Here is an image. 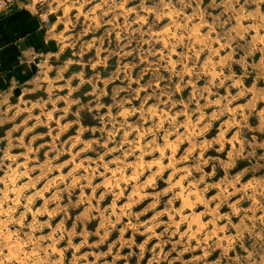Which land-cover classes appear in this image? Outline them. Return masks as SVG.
I'll list each match as a JSON object with an SVG mask.
<instances>
[{
    "label": "clouds",
    "instance_id": "obj_1",
    "mask_svg": "<svg viewBox=\"0 0 264 264\" xmlns=\"http://www.w3.org/2000/svg\"><path fill=\"white\" fill-rule=\"evenodd\" d=\"M0 264H264V0H0Z\"/></svg>",
    "mask_w": 264,
    "mask_h": 264
},
{
    "label": "crops",
    "instance_id": "obj_2",
    "mask_svg": "<svg viewBox=\"0 0 264 264\" xmlns=\"http://www.w3.org/2000/svg\"><path fill=\"white\" fill-rule=\"evenodd\" d=\"M19 15H20V14H17V16H16V17H13V19H17V18L19 17Z\"/></svg>",
    "mask_w": 264,
    "mask_h": 264
}]
</instances>
